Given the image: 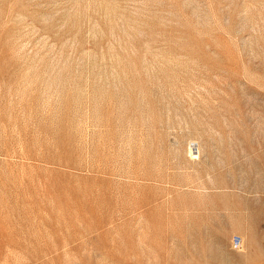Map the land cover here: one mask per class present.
I'll use <instances>...</instances> for the list:
<instances>
[{
	"label": "rangeland",
	"instance_id": "rangeland-1",
	"mask_svg": "<svg viewBox=\"0 0 264 264\" xmlns=\"http://www.w3.org/2000/svg\"><path fill=\"white\" fill-rule=\"evenodd\" d=\"M0 264H264V0H0Z\"/></svg>",
	"mask_w": 264,
	"mask_h": 264
},
{
	"label": "built area",
	"instance_id": "built-area-1",
	"mask_svg": "<svg viewBox=\"0 0 264 264\" xmlns=\"http://www.w3.org/2000/svg\"><path fill=\"white\" fill-rule=\"evenodd\" d=\"M235 245H236V246H239V245H240V241H236V242H235Z\"/></svg>",
	"mask_w": 264,
	"mask_h": 264
}]
</instances>
